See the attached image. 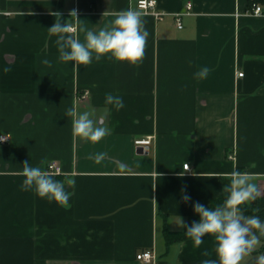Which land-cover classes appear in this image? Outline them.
<instances>
[{"label":"crops","instance_id":"1","mask_svg":"<svg viewBox=\"0 0 264 264\" xmlns=\"http://www.w3.org/2000/svg\"><path fill=\"white\" fill-rule=\"evenodd\" d=\"M137 1L0 0V134L11 135L0 144V264H200L216 259L214 238L169 244L165 232L183 231L180 219L196 215V202L210 206L233 170L264 198V15L247 13L250 0H157L161 17L139 12L149 37L138 63L58 60L53 13L72 22L77 10L83 42L81 25L98 31L138 12ZM106 93L125 107L105 104ZM73 101L103 120L100 141L73 139ZM146 137L148 148L135 146ZM25 160L75 179L70 207L20 190ZM263 245L240 264H255ZM148 250L151 263L137 260Z\"/></svg>","mask_w":264,"mask_h":264},{"label":"clouds","instance_id":"2","mask_svg":"<svg viewBox=\"0 0 264 264\" xmlns=\"http://www.w3.org/2000/svg\"><path fill=\"white\" fill-rule=\"evenodd\" d=\"M105 14V13H104ZM55 22L47 28L50 36H55V43L58 50V60L68 63L74 62L72 67L79 65H90L93 61H100L102 58L114 59L116 61L138 63L143 55L144 48L149 37L145 22L141 14L133 9H128L116 15L110 25L101 27L98 31L86 29L80 26L85 38L82 42L76 38L77 31L75 20L77 10L70 11L72 19L64 20L59 13H53ZM44 63H48L47 60ZM11 71L10 68H3V72ZM210 69L203 67L195 73L197 78L203 79L208 76ZM105 104L111 105L116 111L125 107L124 100L120 96L106 93ZM71 118L72 136L87 139L93 143L100 141L108 133V128L103 126V120H95L90 117L88 111H79L77 104H73L65 112ZM104 153H97L96 163L104 158ZM40 165H33L28 160L23 162L22 175L24 179L20 184V190L25 192L34 191L35 194L49 202H55L62 207H70L71 192L66 189L75 185V179L66 177L64 180H57L53 174ZM188 165L185 163V169ZM227 193L222 203L215 207L205 206L200 202L193 204V210L199 216L198 221L188 225L180 219V227L185 229L194 247L204 243L206 236L214 238V252L216 259H202L200 264H240L244 257L251 255L264 237V219L258 215H246L244 206H251L260 195L258 186L251 182L247 172L233 170L229 174V182L224 184L222 189ZM185 201L190 197L185 195ZM253 212L259 211L257 208ZM203 256L208 257L209 252L204 250ZM255 264H264V253H258L255 257Z\"/></svg>","mask_w":264,"mask_h":264},{"label":"built area","instance_id":"3","mask_svg":"<svg viewBox=\"0 0 264 264\" xmlns=\"http://www.w3.org/2000/svg\"><path fill=\"white\" fill-rule=\"evenodd\" d=\"M186 11L176 14L175 19L177 22V25L179 28H181V17L185 14H189L192 10V3L188 1L186 3ZM137 9L138 12L142 14H152L156 17H161V13L158 12L157 9V0H138L137 1ZM255 16H261L264 15V8L260 4H253L252 8L247 12ZM76 27V25H75ZM77 29V27H76ZM76 33V32H75ZM74 33V34H75ZM239 77L243 76V73L238 74ZM153 138L152 137H146L142 139L135 140V146L138 148H142L145 150V148H148L152 144ZM11 142V135L10 134H0V144H8ZM188 165V164H187ZM185 167V166H184ZM49 170L54 173H59L60 169L55 164L49 165ZM188 169V168H187ZM137 260L144 262V263H151L155 255L152 251H143L137 254L136 256Z\"/></svg>","mask_w":264,"mask_h":264},{"label":"trees","instance_id":"4","mask_svg":"<svg viewBox=\"0 0 264 264\" xmlns=\"http://www.w3.org/2000/svg\"><path fill=\"white\" fill-rule=\"evenodd\" d=\"M258 3H264V0H250L249 1V7H252L253 4H258ZM227 193L223 192L216 200H214L212 202V204L210 205V207H215L218 204L222 203L223 200L225 199ZM253 208H257L259 209V211L257 212H253L252 209ZM244 212L246 215H258L261 217V219H264V198L261 197H257V199L253 202H251V206L247 207L244 206ZM199 220V216L198 214H196L195 216H193L192 218H190L187 222L188 225H191L194 221H198ZM165 237L168 241L169 244L173 243V242H177V241H184L187 239H190L189 237H187V235L185 234V229L181 232H177V233H171V232H165ZM260 240L264 243V237H261ZM264 247V245H263Z\"/></svg>","mask_w":264,"mask_h":264}]
</instances>
